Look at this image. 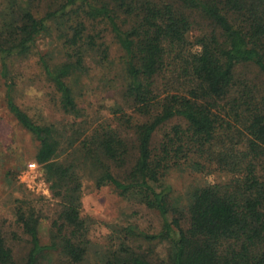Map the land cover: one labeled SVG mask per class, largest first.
Here are the masks:
<instances>
[{"label":"trees","instance_id":"1","mask_svg":"<svg viewBox=\"0 0 264 264\" xmlns=\"http://www.w3.org/2000/svg\"><path fill=\"white\" fill-rule=\"evenodd\" d=\"M3 5L4 78L3 58L26 53L51 23L67 22L62 32L66 44L94 47L86 22L99 21L122 50L124 96L144 118L135 122L130 115L123 117L135 146L106 126L83 147L98 172L96 187L111 186L160 215L156 233L140 232L149 243H168L167 258L157 264H264V99L256 101L242 92L221 104L234 85L236 65L252 63L264 75V0H3ZM192 31L196 34L188 42ZM171 51V59L182 60L179 70L191 81L187 90L164 84L159 91L157 79L165 75ZM76 57L75 62L55 67L41 60L63 110L72 114L78 107L65 79L81 64L80 54ZM5 86L7 109L38 141L35 162L42 165L61 203L53 222L58 241L48 244L38 236L39 215L18 210L16 220L29 243L19 264H80L86 254L87 226L80 215L79 177L71 165L52 161L58 148L53 127L35 122L14 101L12 85ZM173 119L179 122L153 143L156 131ZM238 126L247 136L244 166L238 162L235 143L228 145L219 135V130ZM182 165L196 171L214 165L235 177L224 185L195 188L183 216L170 201L171 188L162 182L171 168ZM137 235L133 227L124 228L113 264H153L129 244ZM0 264H18L1 231Z\"/></svg>","mask_w":264,"mask_h":264},{"label":"rangeland","instance_id":"2","mask_svg":"<svg viewBox=\"0 0 264 264\" xmlns=\"http://www.w3.org/2000/svg\"><path fill=\"white\" fill-rule=\"evenodd\" d=\"M3 0H0V19L3 17ZM87 33L94 36L91 47L79 42L70 46L64 42L62 32L67 22L51 23L50 30L41 34L35 44L24 54L12 55L3 60L7 77L1 75L0 58V231L6 244L12 249L15 262H22L29 249L28 236L17 222L18 210L33 211L39 215L38 236L42 244L58 241L54 221L61 208L60 198L53 195L50 181L42 165L35 162L38 141L22 128L8 111L5 102V84L10 83L14 101L35 122L51 125L58 141L52 161L71 165L79 177L80 215L87 226L86 254L80 264H113L114 252L118 249L124 228L131 226L139 236L128 240L129 244L157 264L167 258L168 243H149L140 232L156 233L161 227L157 211L147 208L132 197H125L111 186L96 187L98 172L87 158L83 143L103 127L110 126L133 147L135 136L123 123V117L132 116L135 122L144 118L134 113L124 96L122 50L106 25L86 22ZM194 31L188 33V42L194 39ZM80 54L81 64L75 66L65 79L78 107V113L63 110L60 95L47 77L42 58L51 67L63 62H75ZM174 52L168 55L165 75L157 79L159 91L167 84L178 90H187L192 84L179 70L182 60L173 61ZM228 96L221 104L242 92L256 101L264 99V75L252 63L235 66L234 81ZM170 89V88H169ZM179 120L166 122L154 135V142L162 139L165 132ZM182 123V122H181ZM224 142L233 146L238 162L244 166L247 160V136L241 126L231 130H219ZM91 137V138H90ZM135 148H132V155ZM31 163H35L32 167ZM114 173L119 170L111 167ZM235 177L234 172L220 171L210 165L205 171H196L188 166L171 168L163 177L168 185L170 201L186 215L190 194L195 188L207 185H224ZM57 258V255H56ZM54 259V261L56 260Z\"/></svg>","mask_w":264,"mask_h":264},{"label":"built area","instance_id":"3","mask_svg":"<svg viewBox=\"0 0 264 264\" xmlns=\"http://www.w3.org/2000/svg\"><path fill=\"white\" fill-rule=\"evenodd\" d=\"M31 166L34 167L35 166V163H31Z\"/></svg>","mask_w":264,"mask_h":264}]
</instances>
